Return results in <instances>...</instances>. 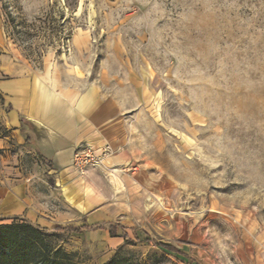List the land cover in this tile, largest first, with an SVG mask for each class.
Returning a JSON list of instances; mask_svg holds the SVG:
<instances>
[{"label":"rangeland","instance_id":"obj_1","mask_svg":"<svg viewBox=\"0 0 264 264\" xmlns=\"http://www.w3.org/2000/svg\"><path fill=\"white\" fill-rule=\"evenodd\" d=\"M16 63L115 101L146 175L137 232L114 250L35 226L49 264H264V0H0V79ZM9 109L0 91V191L23 183L25 208L43 205L47 175L19 154ZM84 149L97 164L76 165ZM100 164L74 151L79 173ZM1 204L0 225L25 221Z\"/></svg>","mask_w":264,"mask_h":264},{"label":"crops","instance_id":"obj_2","mask_svg":"<svg viewBox=\"0 0 264 264\" xmlns=\"http://www.w3.org/2000/svg\"><path fill=\"white\" fill-rule=\"evenodd\" d=\"M12 65L11 77L0 79V91L10 105L6 124L19 154L36 157L47 178L43 205L28 198L25 208L22 196L28 188L23 183L12 191L1 189L3 213L45 230L80 226L96 246L114 250L131 236L146 208L141 203L146 175L124 139L119 108L97 89L68 80L57 69L37 72ZM82 146H89L101 164L79 173L73 154ZM11 159L2 162L7 177L23 169L19 155Z\"/></svg>","mask_w":264,"mask_h":264},{"label":"trees","instance_id":"obj_3","mask_svg":"<svg viewBox=\"0 0 264 264\" xmlns=\"http://www.w3.org/2000/svg\"><path fill=\"white\" fill-rule=\"evenodd\" d=\"M43 236L44 233L35 226L17 218L0 225V264L52 263Z\"/></svg>","mask_w":264,"mask_h":264},{"label":"built area","instance_id":"obj_4","mask_svg":"<svg viewBox=\"0 0 264 264\" xmlns=\"http://www.w3.org/2000/svg\"><path fill=\"white\" fill-rule=\"evenodd\" d=\"M84 150L75 153L74 158L76 165L80 168L83 167L84 164H97L96 159L92 156L89 149Z\"/></svg>","mask_w":264,"mask_h":264}]
</instances>
